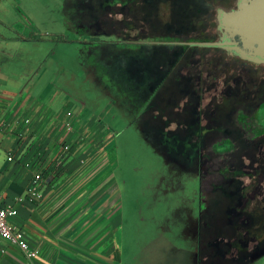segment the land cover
<instances>
[{
    "label": "crops",
    "instance_id": "0c3cea01",
    "mask_svg": "<svg viewBox=\"0 0 264 264\" xmlns=\"http://www.w3.org/2000/svg\"><path fill=\"white\" fill-rule=\"evenodd\" d=\"M33 4L48 20L58 21L59 28L26 37ZM142 4V0H0V195L18 211L10 223L23 230L40 253L34 261L25 257L23 264H121L117 236L123 230L122 204L115 176L105 175L115 145L111 126L105 134L104 122L117 107L122 120L134 124L140 135L145 132L138 121L146 123V106L154 92L150 89L143 99L140 94L149 83L128 81L126 71L132 64L139 71L151 63L153 47L119 42L132 29L143 33L156 28L144 24L153 19L145 17ZM130 19L136 23L118 25ZM64 36L77 38L75 60L41 59L44 51L54 53ZM148 57L151 62L143 60ZM68 65L72 73L63 76ZM105 103L107 108L96 114ZM156 152L163 157L162 169L168 176H151L145 185L149 201L140 211L135 257L127 263L233 261L232 253L222 256L220 248L216 252L207 248L202 206L198 211L193 204L198 196L192 184L199 176L173 172L170 148ZM2 250L3 264H14L9 259L22 254L7 244Z\"/></svg>",
    "mask_w": 264,
    "mask_h": 264
},
{
    "label": "rangeland",
    "instance_id": "374dc122",
    "mask_svg": "<svg viewBox=\"0 0 264 264\" xmlns=\"http://www.w3.org/2000/svg\"><path fill=\"white\" fill-rule=\"evenodd\" d=\"M236 2L237 0H205L201 4V9L199 6H191L190 11L187 7V13L184 12L181 16L182 20H185L184 25L189 31L193 29V32L187 33L186 38L188 37L189 40L186 42L218 41L220 36L218 32L219 11L230 10ZM142 3L145 4L139 8L146 11L145 17L153 19L144 20V24L150 22L157 26V22L159 23L155 30L152 28V30L143 32L144 37L147 33L160 34L163 29L161 24H168L172 17L176 18L179 9L182 8L177 5L176 0H142ZM35 7L34 4L30 5L29 20H27L28 29H25L26 37L29 38L32 33H48L59 28L58 21L48 20V17H44ZM132 21L131 25L136 23L130 19V22ZM121 24L122 22L118 23L119 26ZM131 32L132 38L141 34V31L135 29H132ZM62 39V42L57 45L55 54L44 51L40 55L41 59H45L47 63L53 61V56H55V60H62L66 63L70 58L75 60L78 54L76 46H79L76 43L77 38L64 36ZM95 39L98 40V37ZM110 39L101 38L102 41H113ZM178 54L179 52H170L169 50L168 53L159 51L160 56L164 55L168 58H176ZM29 55L32 60V53ZM184 56L185 58L179 65L181 68L184 67V73H187L188 76H200L207 93H214L212 85L215 84L214 78L216 77L218 78H216L217 82L221 83L223 92H230L228 88L230 85H225L228 77H232L233 82L229 81L232 85L237 79L245 82L244 79H248L249 74L252 75L246 72L247 70H254L255 76L264 79V66L256 68L253 65H243L239 58L227 55V52L221 49H190L184 53ZM65 67L62 70L63 76L72 73L71 69H73L69 65ZM262 104H264V100L257 101L253 105L239 101L230 104L229 108L246 109L249 111L248 113L254 112L252 115L257 114L258 123L263 126L264 105L261 106ZM106 108L107 104L105 103L95 112L101 114L99 112ZM116 109L117 107L111 109L114 110L113 115L106 118L104 122L105 134L109 130L108 126H111L112 142L115 145L109 151V167L106 169L105 175L115 176L114 182L119 189L123 230L120 231L117 238L122 245L120 263L128 264L127 262L131 263L135 257V238L138 234V223L141 221L140 211L148 205L149 201V191L147 190L146 193L145 185L150 183L151 176L157 174L168 176V172L165 173L162 169L164 159L156 152L157 149L165 152L167 148H165V142L158 143L165 136L156 130L163 126L159 120L157 123L149 119V124L154 122L152 124L154 134L151 135L145 130L146 132L140 135L134 124L131 125L129 120L124 121L119 117L118 109L117 111ZM145 120L148 119L145 118ZM252 120L254 118H250V121ZM222 135H225V132ZM226 135L231 136L230 133ZM212 137L219 140L216 135ZM216 144V146L200 149H175V153H171V156L176 157L180 164L175 163L172 170L177 175L202 176L201 180L192 184V192L193 194L196 192L198 196L195 203L193 202L198 211L202 206L203 221L207 227V248L210 252H216L215 248H220L222 256L231 257L232 253L234 259L233 261L220 260L217 262L222 264H264V259L258 262L260 258L264 257V149L240 145L229 146V144L221 142ZM183 167L190 169V173L185 172ZM200 195L203 197L201 198ZM230 242L233 244L230 245ZM248 243L251 244L249 249ZM0 252L5 254L6 250H0ZM3 257L4 255L0 256V264H3ZM9 260H12L14 264H23L26 258L23 254L17 253ZM4 264L6 263L4 262Z\"/></svg>",
    "mask_w": 264,
    "mask_h": 264
},
{
    "label": "flooded vegetation",
    "instance_id": "af4514ba",
    "mask_svg": "<svg viewBox=\"0 0 264 264\" xmlns=\"http://www.w3.org/2000/svg\"><path fill=\"white\" fill-rule=\"evenodd\" d=\"M237 2L230 10L236 7ZM115 31L120 32L121 30L115 29ZM218 32L220 35L218 40H220L222 37L220 28H218ZM180 33L183 34V31ZM122 38H125V40H121L120 38L119 42H142V40H139V36H133V38L131 36H123ZM110 40H113L109 42L111 44L117 43L116 39ZM184 41L186 42V40H182L177 44L187 46L182 44L185 43ZM148 46L152 47V45ZM151 57L152 59L157 58V52L154 48H152ZM241 61L243 65H253L256 68L264 66V64ZM138 62L142 63L143 60L141 59ZM157 63L156 61L151 62L153 67H156L153 73L155 79H158L157 74L159 73V65ZM169 70L171 74V80L169 81H172L171 89L173 90V94H171V98L169 99L170 111L161 121L164 128L160 132H164L166 135L161 140H157L158 143H168L167 148H170L171 153H175V149L180 148L200 149L207 146H216V143L219 142L229 144V146L240 145L264 149V125H259L257 114L252 115L254 112L248 113L249 111L246 109L234 110L233 108H229L230 104L239 101L253 105L257 101L264 100V79H259V77L255 76L254 70H247L246 72L252 75L249 74L248 79H244L245 82L237 79L234 81V85L229 82L230 80L233 82L232 77H228L229 79L227 78L225 85H230L228 87L230 92H223L220 81L217 82V77L214 78L215 84L212 85L214 93L206 92V89H204L205 84H202L200 76H188L187 73H184L183 66L182 68L181 66L175 68L171 65ZM160 111L161 109H157L156 112L160 113ZM250 118H254V120L250 121ZM138 123H140L139 127L143 128V130L147 131L149 129L147 127L150 125L142 120L139 119ZM223 132H225V135H222ZM229 133L231 136L226 135ZM213 135L219 137V140L217 141L216 137L213 139ZM150 137L152 138V136ZM171 153H169V157L172 159V162L180 164L176 157L171 156ZM183 168L185 169V167ZM185 170V172L190 173V169L186 168ZM201 179L202 176H199L198 180ZM252 243H255V241H252ZM257 244L259 243L257 242ZM250 245L248 243V249Z\"/></svg>",
    "mask_w": 264,
    "mask_h": 264
},
{
    "label": "trees",
    "instance_id": "16d2710c",
    "mask_svg": "<svg viewBox=\"0 0 264 264\" xmlns=\"http://www.w3.org/2000/svg\"><path fill=\"white\" fill-rule=\"evenodd\" d=\"M177 1V5L181 6L182 8L179 9L180 11H178L177 13V17H172L171 20L168 22V24H161V28H163L160 34H145V37L142 35L139 36L140 39L142 41H146L141 43H125V44H137L140 46H148V45H152V47L154 48V50H156L157 52V58L153 59V61L158 62L157 64L159 65V73L157 74V78L155 79V81L152 79V76H154V68L153 65L151 63H145L143 65V68H141V70L137 71L136 66H133V68H128L127 69V73H126V78L128 81H136L137 79H139V81L141 82H148V88L147 90H145V93H141V97L143 99H145L147 96H149L150 94V89L153 90L154 92V96H153V100L151 102L148 103V105L146 106V114L149 115L148 120L146 121L147 124H149L150 120H153L155 122L158 123V120H160V123H162V118H165V115H167L168 111L170 110V98H171V94H173V90L171 89V82L169 81L171 80V74H170V66L173 65V67L177 68L179 67V63L181 62L182 59L185 58L184 53L190 49L192 50H197V47H191V46H181L177 43H180V41L182 40H189L186 38L187 33H191L193 32V29H191L190 31L187 29V27L184 25V21L182 20V16L183 13H187L186 12V8L189 7V10L191 11V6H199L201 9V4H203L205 2V0H176ZM174 2V1H172ZM180 12V13H179ZM189 14V13H188ZM173 15V13H172ZM181 16V17H178ZM188 16V15H187ZM152 18V17H150ZM188 22H189V16H188ZM186 20V21H187ZM191 20V19H190ZM158 21V20H157ZM133 23L132 22H126L123 21L122 22V26L127 27L129 24ZM156 26V24H155ZM157 26H159V23L157 22ZM156 26V28H157ZM156 28H154L153 30H155ZM159 31V30H158ZM183 31V34H181L180 32ZM131 36V35H128ZM182 39V40H181ZM121 40H125V38L121 37ZM157 42V43H154ZM185 42V41H184ZM191 42V41H190ZM124 43V42H122ZM218 49V48H216ZM165 51L166 53H168V50L170 52H179V54L177 55L176 58H168L167 56H160L159 55V51ZM137 58L132 59V61H136ZM143 60H147L148 62H151V57L148 58H143ZM164 108V109H163ZM157 109H161L160 113H157ZM166 110V112H164V110ZM150 119V120H149ZM154 123V122H153ZM152 123V124H153ZM152 124H149L150 126L147 127L149 128L148 130H151L154 132L153 130V126ZM156 124V123H155ZM162 128H164L163 126L158 129H156L157 131H162ZM163 133L164 135H166V133L164 132H160ZM247 246V244H246Z\"/></svg>",
    "mask_w": 264,
    "mask_h": 264
},
{
    "label": "water",
    "instance_id": "95a60500",
    "mask_svg": "<svg viewBox=\"0 0 264 264\" xmlns=\"http://www.w3.org/2000/svg\"><path fill=\"white\" fill-rule=\"evenodd\" d=\"M218 22L220 40L182 44L218 48L241 60L264 64V0H238L234 9L219 11Z\"/></svg>",
    "mask_w": 264,
    "mask_h": 264
},
{
    "label": "built area",
    "instance_id": "2783aa9c",
    "mask_svg": "<svg viewBox=\"0 0 264 264\" xmlns=\"http://www.w3.org/2000/svg\"><path fill=\"white\" fill-rule=\"evenodd\" d=\"M65 149L69 151L70 145L66 144ZM12 160L13 158H9V161ZM17 214V209L6 205L0 195V250L3 244L15 246L28 260L34 261L39 257V251L30 246L23 230L10 223V219Z\"/></svg>",
    "mask_w": 264,
    "mask_h": 264
}]
</instances>
